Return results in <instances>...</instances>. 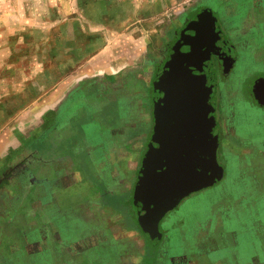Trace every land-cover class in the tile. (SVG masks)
<instances>
[{
	"label": "crops",
	"instance_id": "1",
	"mask_svg": "<svg viewBox=\"0 0 264 264\" xmlns=\"http://www.w3.org/2000/svg\"><path fill=\"white\" fill-rule=\"evenodd\" d=\"M140 36L124 38V80L106 47L56 58L46 99L0 132V264H264V169L245 166L251 151L232 153L234 193L205 188L156 228L136 219L159 76L155 58L143 65L149 44ZM51 72L43 63L37 77ZM198 201L206 218H195ZM183 203L192 210L189 229H160Z\"/></svg>",
	"mask_w": 264,
	"mask_h": 264
},
{
	"label": "rangeland",
	"instance_id": "2",
	"mask_svg": "<svg viewBox=\"0 0 264 264\" xmlns=\"http://www.w3.org/2000/svg\"><path fill=\"white\" fill-rule=\"evenodd\" d=\"M203 1L0 0V132L3 133L10 128L15 118L30 103L37 100L42 101L43 97L46 99L48 93L44 94L41 91L46 85L52 83V75L55 77L54 75L58 72V60L72 57L75 52L80 53L81 56L84 49L86 51L91 49L94 52L100 48H108L114 58L113 67L122 68L121 72L116 75V79L124 80V38L141 37L140 35L144 32L149 49L145 59L142 60L143 65L144 63L146 65L145 60L149 61L153 58L157 62H163V53L170 50L171 54L173 49L169 44L174 33H176L174 40H178L182 31L191 23L189 20L191 13L202 11L200 3ZM217 19L219 18L217 17ZM137 26L139 27L138 31L135 30ZM81 31L85 33H82L80 37ZM87 36L103 38V40H96L88 44ZM57 41L60 43L57 44ZM69 42L71 45L68 44ZM80 61L79 59L70 63L76 65ZM41 62L47 64L54 73H50L49 80L45 76L37 77L41 65H43ZM85 64L86 61H83L79 68H83L82 65ZM247 67L244 71L242 65L236 78L245 75L246 79L242 84L244 83L246 94L249 96L250 92L247 91V87L250 86L251 79L249 77L254 71L251 67ZM145 69H147L146 66ZM28 70H30L29 81L25 77V72ZM215 74L217 77L216 71ZM32 80V86L35 88L25 90V83ZM154 130L155 127L151 124L149 130L151 136L154 134ZM149 143L150 140L147 142L144 154L147 152ZM223 186L231 193L237 190L231 179H228ZM201 206L203 203L198 201L195 218H201L206 213L203 210V213L200 212L199 207L201 208ZM261 207L264 208V203L261 204ZM134 212L136 211L134 210ZM191 212L190 206L183 203L180 209L165 219L166 224L160 225V229L163 227L172 229L176 224L182 223V227L180 224L177 228L188 230L189 226L185 225L184 227L183 222L188 224ZM259 215L263 218L264 211ZM204 218H206L205 215Z\"/></svg>",
	"mask_w": 264,
	"mask_h": 264
},
{
	"label": "water",
	"instance_id": "3",
	"mask_svg": "<svg viewBox=\"0 0 264 264\" xmlns=\"http://www.w3.org/2000/svg\"><path fill=\"white\" fill-rule=\"evenodd\" d=\"M229 51L215 16L203 11L182 31L156 80L155 130L133 196L144 227L156 228L183 200L221 179L212 56Z\"/></svg>",
	"mask_w": 264,
	"mask_h": 264
},
{
	"label": "flooded vegetation",
	"instance_id": "4",
	"mask_svg": "<svg viewBox=\"0 0 264 264\" xmlns=\"http://www.w3.org/2000/svg\"><path fill=\"white\" fill-rule=\"evenodd\" d=\"M200 6L202 11L192 12L189 20L192 22L203 11L211 12L230 50L226 54L212 56L214 73H217L215 151L218 165L224 173L223 179L221 173L220 181L215 184L217 186L228 179L233 181L234 150L251 151L253 156H245V166L264 169V0H204ZM174 34L169 44L171 48L178 41L174 40ZM169 52L163 53V62H156L158 74L167 64ZM242 65L244 71L247 66L254 71L249 77V96L242 84L245 75L236 78ZM156 80L152 95L157 90Z\"/></svg>",
	"mask_w": 264,
	"mask_h": 264
}]
</instances>
